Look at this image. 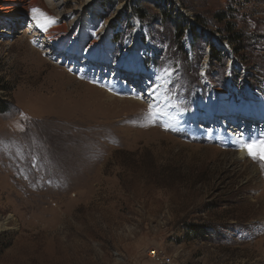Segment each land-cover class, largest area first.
I'll return each instance as SVG.
<instances>
[{
	"label": "rangeland",
	"instance_id": "rangeland-1",
	"mask_svg": "<svg viewBox=\"0 0 264 264\" xmlns=\"http://www.w3.org/2000/svg\"><path fill=\"white\" fill-rule=\"evenodd\" d=\"M23 1L45 15L0 0V264H264L262 162L147 116L163 85L196 125L261 129L201 107L264 106V0Z\"/></svg>",
	"mask_w": 264,
	"mask_h": 264
},
{
	"label": "bare ground",
	"instance_id": "bare-ground-1",
	"mask_svg": "<svg viewBox=\"0 0 264 264\" xmlns=\"http://www.w3.org/2000/svg\"><path fill=\"white\" fill-rule=\"evenodd\" d=\"M23 0H11V2L13 3L14 6H17V7H20L21 10H27V9H30V8H33L35 6V3L34 2H25ZM3 9V12L5 11V14L8 15L9 14V9H10V6H7L5 8H2ZM81 11V7H75L73 11L70 12L69 14V24H68V29L70 30L72 27H73V24H74V27L76 24H78L76 26V30H75V33L74 35H78L82 32H84L85 34L89 31H87V29H85L81 23V21L79 20V17H80V12ZM35 22L34 20L32 19L31 22H29V25L27 27L28 30H31V29H35ZM65 29V28H64ZM46 38H47V41L53 43V42H56L60 39H63V37L67 34V30H64V32H51V33H46ZM93 36V42L91 44V47H94L95 45H97L98 43H102L106 40L107 38V34L105 33L104 30L102 29H99L97 30L96 32H94L92 34ZM74 39H71L69 41V44H68V50H71L74 45H75V42H73ZM66 41H64L62 44L60 45H63L65 44ZM85 69V67L83 66L82 68V71ZM81 71V70H80ZM108 80L104 81V83H106L105 85V88L111 93V92H115V93H126L129 95V98H136L135 97V94L137 90H130L129 89L127 90L126 89V86L127 84L123 81H120V82H117L116 80L113 82V80H111L110 82L111 83H107ZM151 85V84H150ZM154 85H156V83H154ZM157 88V87H156ZM153 91L152 90H149L147 95H148V98H150V93ZM138 92V91H137ZM165 93L161 90H159V92H157V96H159V101H156L154 100L152 97L150 98V103H153V104H157L158 105V108L159 109H163V112L162 114H160L159 116H157L156 118H159L162 123H163V126L168 129H171L173 131H176V130H183L185 129L186 132H188L189 134H192V135H196V136H199V135H202L203 134V137L207 138L208 140H214V141H225L226 143H229V145H231V148L233 150H236L238 152H236V160L239 161V162H247L248 161V157L249 156L247 154L246 151H242L241 150V145L244 143V142H251V141H257V140H264V125H262L261 129H259V126L256 125L255 128H250L249 126H244L242 128H227L226 131H224V129L222 128H217L215 126H210V127H207V128H203L201 127L199 124L196 125L197 121H195V117H198L197 115L195 116H192V117H188V116H185L183 114H179V113H175V111L170 108L169 104L166 103V99H165ZM150 96V97H149ZM246 97H240L237 96V97H232L231 94H228V100L227 98H222L221 100H218V102L214 99H211L209 97L205 98L204 102H203V105L201 107V109L205 110L207 112V115L208 114H211L212 115H215L219 112L222 111L223 113V116L226 114L227 115H235V117H237V112L235 114H232L233 112L235 111H238L237 109H242V114L243 116L244 115H247L245 117H262L263 116V109H264V106H262V101L258 102V100L256 98H254L253 96H248V95H244ZM141 97V96H139ZM139 97H137L136 99L139 101ZM229 101V105H233L230 107V110H227V104ZM141 102V100H140ZM238 104V106H237ZM249 111V112H248ZM225 113V114H224ZM262 115V116H261ZM210 116V115H209ZM223 118V117H222ZM224 120V119H223ZM227 120V119H225ZM231 121L232 118H228L227 121ZM194 122V123H193ZM227 134L229 136H227ZM257 161V160H256ZM258 174H260L258 172ZM262 179H264V174L261 175Z\"/></svg>",
	"mask_w": 264,
	"mask_h": 264
},
{
	"label": "snow or ice",
	"instance_id": "snow-or-ice-1",
	"mask_svg": "<svg viewBox=\"0 0 264 264\" xmlns=\"http://www.w3.org/2000/svg\"><path fill=\"white\" fill-rule=\"evenodd\" d=\"M31 12L33 14L40 13V10L37 8L31 9ZM41 16L45 15L43 13H40ZM35 18V17H34ZM54 21L49 20L48 23H53ZM37 26L41 27L42 30H46V25H41L39 20H37ZM170 75V73H169ZM203 75V73H202ZM160 87H163V85H158L157 88L153 89V91L150 93V96L156 100L159 101V96H157V92ZM166 103L169 104L171 107L176 108L178 107L177 104H174L171 102V98H167ZM163 109H159L157 104L150 103L148 106V112L147 116L148 118L154 122L155 118L162 114ZM165 130H168L167 127ZM241 150L246 151L247 154L254 160H260L262 162V166H264V140H257V141H251V142H244L241 145Z\"/></svg>",
	"mask_w": 264,
	"mask_h": 264
},
{
	"label": "built area",
	"instance_id": "built-area-1",
	"mask_svg": "<svg viewBox=\"0 0 264 264\" xmlns=\"http://www.w3.org/2000/svg\"><path fill=\"white\" fill-rule=\"evenodd\" d=\"M151 253H152V255H151L152 257H156V254H157L156 252H151Z\"/></svg>",
	"mask_w": 264,
	"mask_h": 264
},
{
	"label": "clouds",
	"instance_id": "clouds-1",
	"mask_svg": "<svg viewBox=\"0 0 264 264\" xmlns=\"http://www.w3.org/2000/svg\"><path fill=\"white\" fill-rule=\"evenodd\" d=\"M253 120H255V119H253ZM246 125L248 126L247 121L244 122V126H246ZM254 125H256V124L254 123Z\"/></svg>",
	"mask_w": 264,
	"mask_h": 264
},
{
	"label": "trees",
	"instance_id": "trees-1",
	"mask_svg": "<svg viewBox=\"0 0 264 264\" xmlns=\"http://www.w3.org/2000/svg\"><path fill=\"white\" fill-rule=\"evenodd\" d=\"M2 104H4V102H3V101H0V106H1Z\"/></svg>",
	"mask_w": 264,
	"mask_h": 264
}]
</instances>
